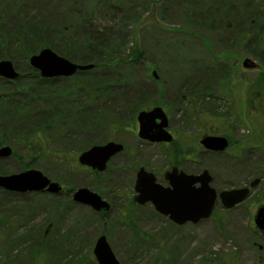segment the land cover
<instances>
[{
	"label": "rangeland",
	"instance_id": "374dc122",
	"mask_svg": "<svg viewBox=\"0 0 264 264\" xmlns=\"http://www.w3.org/2000/svg\"><path fill=\"white\" fill-rule=\"evenodd\" d=\"M0 28L12 44L0 61L17 72L0 76L9 111L0 147L12 149L0 157V176L32 169L61 186L0 187V264H97L100 236L120 264H264V233L253 220L264 205V0H0ZM44 48L93 67L42 77L30 58ZM154 104L168 107L171 131L225 136L221 153L182 166L207 170L217 191L252 182L244 201L224 208L217 197L209 218L184 225L151 204L130 205L140 166L167 186L171 149L132 132L138 108ZM110 140L124 147L105 171L77 162ZM80 188L109 210L74 201Z\"/></svg>",
	"mask_w": 264,
	"mask_h": 264
},
{
	"label": "water",
	"instance_id": "95a60500",
	"mask_svg": "<svg viewBox=\"0 0 264 264\" xmlns=\"http://www.w3.org/2000/svg\"><path fill=\"white\" fill-rule=\"evenodd\" d=\"M30 64L37 69L42 77L52 78L57 76H70L78 69L86 70L93 67L90 65H77L70 60L57 55L49 48L40 50L30 58ZM0 76L7 79H15L17 72L10 60L0 61ZM152 76L157 79L155 72ZM139 124L138 135L141 139L153 143H169L172 136L165 129L168 120L161 107H154L150 111H141L137 115ZM200 144L207 150L222 151L228 145V140L223 136H203ZM122 145L108 142L104 145H95L82 152L78 156L81 165L88 166L97 171H104L109 159L122 150ZM12 154L9 146L0 147V157H7ZM165 174L170 179V187H165L156 182L153 173L140 168L137 173L134 200L142 205L152 203L155 210L168 218L175 224L198 223L211 216L217 197L220 198L225 208L244 201L249 196V188H236L222 190L218 193L211 187L212 176L207 170L200 175H189L181 172L176 174ZM196 184H199L196 187ZM0 187L13 192H35L42 191L46 187L50 192L58 193L61 186L52 182L37 170H26L19 174L0 176ZM73 200L91 206L97 211H108L109 203L91 192L87 188H80L73 193ZM256 227L264 233V205L258 207L253 217ZM93 254L98 264H120L110 248L106 237L100 236L95 243Z\"/></svg>",
	"mask_w": 264,
	"mask_h": 264
},
{
	"label": "flooded vegetation",
	"instance_id": "af4514ba",
	"mask_svg": "<svg viewBox=\"0 0 264 264\" xmlns=\"http://www.w3.org/2000/svg\"><path fill=\"white\" fill-rule=\"evenodd\" d=\"M153 107L157 106V105H152ZM151 106V108L149 109H145V110H150L152 109L153 107ZM163 107V106H161ZM164 111L166 112V108H164ZM167 114V113H166ZM168 116V115H167ZM202 124V123H201ZM200 125V124H199ZM134 129H136V132L134 131ZM167 131L171 134L172 136V141L168 144H164L163 143V146H165L166 148H170L171 150V154H169V163L167 164V169L166 171L164 172L163 174V177H164V180H165V183L167 186L165 187H170L171 188V184H170V179L172 178V175H169V178H165V174L168 173V174H173L174 173V170H176V174H180L181 172L185 173V174H192V175H200L205 169H201L200 172H193V173H187L186 171H184L183 169V166L182 164L188 160H192V158H194L196 156V154H200V153H205V152H209V153H216V154H219L221 153V151H212V150H206L201 144H200V140L203 136H217V135H221V136H224L223 134H212V133H206L205 131L204 132H199L197 133L196 135H191L189 136V133H185L184 131H179V130H176V131H171L169 129V121H168V126H167ZM134 131L135 135H137V137L139 139H141L138 135V131H139V124H138V121H137V115H136V119H135V122L133 124V129H132V132ZM188 134V135H187ZM190 137H196L197 140H195V146L192 147L191 144L189 143V139ZM227 137V136H226ZM229 139V137H227ZM143 140V139H141ZM112 141V140H110ZM146 141V140H144ZM116 142V141H115ZM122 147H124L122 145ZM195 147H198L197 150H195ZM123 150V149H122ZM195 150L196 153H193L192 152ZM111 159V158H110ZM109 159V160H110ZM109 162V161H108ZM107 162V163H108ZM107 167V166H106ZM141 168V166L139 167V169ZM138 169V170H139ZM144 170H147L145 169V167H143ZM106 170V168H105ZM104 170V171H105ZM148 171V170H147ZM138 172V171H137ZM153 173V172H151ZM154 174V173H153ZM155 176V174H154ZM136 178H137V173H136ZM156 178V182L157 183H160L158 180H157V177L155 176ZM212 181H213V177H212ZM135 184H136V179H135V183H134V192H135V195L129 199V202H130V205L134 207V204L135 205H139L135 200H134V197L136 196V191H135ZM161 185L163 183H160ZM199 184H196V187H198ZM253 186L252 182H249V183H246L244 184L243 186H240L239 188H243V187H247L249 188V190L251 189V187ZM226 189V188H225ZM219 192V191H218ZM146 204H151L150 202L146 203ZM145 205V204H144ZM154 207V206H153ZM155 209V208H154ZM94 249V248H93Z\"/></svg>",
	"mask_w": 264,
	"mask_h": 264
},
{
	"label": "trees",
	"instance_id": "16d2710c",
	"mask_svg": "<svg viewBox=\"0 0 264 264\" xmlns=\"http://www.w3.org/2000/svg\"><path fill=\"white\" fill-rule=\"evenodd\" d=\"M8 33L9 32H6L5 31V29H3V28H0V44L2 45V46H4V45H7V47L6 48H4V47H2V46H0V49H1V52H4V54L2 55V56H0L1 58H6L7 59V57H8V59L11 57V55L10 54H12V53H10L11 52V46H12V44L10 43V40H8L9 38H8ZM99 34V33H98ZM99 35H101V34H99ZM15 38H17L18 40H20V37H15ZM138 47L137 48H135V50H134V52H133V54L135 55V53H137L138 54ZM95 64L96 65H99V64H102L101 62H95ZM262 81H264V76L262 77ZM8 108L7 107H2L1 105H0V118H2L3 116H7L8 115V110H7ZM139 110H141V109H143V107L141 108H138ZM138 110V111H139ZM2 127V125H1V121H0V128ZM39 140H33V141H29V143L30 144H32V145H35L37 142H38ZM31 155V158H34V156H33V153L31 152L30 153Z\"/></svg>",
	"mask_w": 264,
	"mask_h": 264
}]
</instances>
